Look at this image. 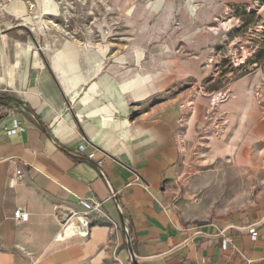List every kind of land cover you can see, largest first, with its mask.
<instances>
[{
    "label": "crops",
    "instance_id": "obj_1",
    "mask_svg": "<svg viewBox=\"0 0 264 264\" xmlns=\"http://www.w3.org/2000/svg\"><path fill=\"white\" fill-rule=\"evenodd\" d=\"M17 9L20 17L26 12ZM163 25L107 69L102 46L60 38L52 50V38L24 35L22 25L0 18V96L15 99L0 104V264H113L133 255L140 264L264 259V213L239 227L200 221L183 193L182 150L199 144V122H180L189 102L180 88L182 34ZM133 58L155 66L133 67ZM230 90L212 112L213 131L217 123L222 131L207 150H264V66ZM13 119L19 128L8 133ZM80 198L101 202L105 215H91L88 228L74 216L64 233L60 216L83 213ZM18 209L26 220L15 219Z\"/></svg>",
    "mask_w": 264,
    "mask_h": 264
},
{
    "label": "rangeland",
    "instance_id": "obj_2",
    "mask_svg": "<svg viewBox=\"0 0 264 264\" xmlns=\"http://www.w3.org/2000/svg\"><path fill=\"white\" fill-rule=\"evenodd\" d=\"M18 5L26 7L21 17ZM263 5L264 0H0V18L11 27L22 25L24 35L52 38V50L60 38L102 46L107 69L118 61L122 65V51H140L149 28L159 34L167 20L170 31L182 34L176 44L183 57L180 88L189 102L180 122L192 117L199 122L196 148L187 147L191 134L183 143L188 149L182 150L183 193L191 202L198 199L194 203L200 221L239 227L253 214L264 213V150H207V145L212 137L214 142L220 139L222 131L218 123L213 131L212 112L229 100L234 83L264 66ZM148 18L151 27L144 26ZM128 62L155 66L149 58ZM260 92H255L259 103ZM219 93H226L227 100L212 105ZM195 99L199 105L191 103Z\"/></svg>",
    "mask_w": 264,
    "mask_h": 264
},
{
    "label": "built area",
    "instance_id": "obj_3",
    "mask_svg": "<svg viewBox=\"0 0 264 264\" xmlns=\"http://www.w3.org/2000/svg\"><path fill=\"white\" fill-rule=\"evenodd\" d=\"M227 100V94L226 93H219L217 94L213 100H212V105H217L220 102H225ZM2 115V112L0 111V116ZM19 128L18 121L17 119H13L12 122V129L8 131V133H15ZM81 149H84V146L81 147ZM21 172H18V175H20ZM198 199H195L194 202H197ZM79 204L83 207L84 211L81 214H72L71 216H66L65 214H61L62 218V223H63V228H64V233L67 232L73 225V222H71V218L76 216L79 220V224L81 228H88L91 219V215H97V216H104L103 212V207L102 203L96 200L88 199V198H80L79 199ZM15 219L17 220H26L27 215L24 213L22 209H18L15 214H14ZM82 235H88V232L85 230L81 231ZM250 234L252 236V240H256L258 237V234L254 228L251 229ZM231 240L225 239L223 247L226 248L228 244L230 243ZM117 262H120L119 259H117Z\"/></svg>",
    "mask_w": 264,
    "mask_h": 264
},
{
    "label": "trees",
    "instance_id": "obj_4",
    "mask_svg": "<svg viewBox=\"0 0 264 264\" xmlns=\"http://www.w3.org/2000/svg\"><path fill=\"white\" fill-rule=\"evenodd\" d=\"M260 55H261V57L262 58H264V53L263 52H261L260 53ZM12 100H15L14 98H9V97H1L0 96V104H6V103H8V102H11Z\"/></svg>",
    "mask_w": 264,
    "mask_h": 264
},
{
    "label": "water",
    "instance_id": "obj_5",
    "mask_svg": "<svg viewBox=\"0 0 264 264\" xmlns=\"http://www.w3.org/2000/svg\"><path fill=\"white\" fill-rule=\"evenodd\" d=\"M132 255H133V254H132ZM132 261H133V264H140V263L136 260V258H135L134 255L132 256Z\"/></svg>",
    "mask_w": 264,
    "mask_h": 264
}]
</instances>
